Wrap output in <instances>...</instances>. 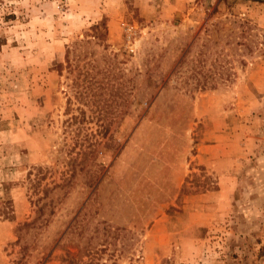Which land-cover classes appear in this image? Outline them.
<instances>
[{"label":"rangeland","instance_id":"374dc122","mask_svg":"<svg viewBox=\"0 0 264 264\" xmlns=\"http://www.w3.org/2000/svg\"><path fill=\"white\" fill-rule=\"evenodd\" d=\"M65 254L264 264V0H0V264Z\"/></svg>","mask_w":264,"mask_h":264},{"label":"trees","instance_id":"16d2710c","mask_svg":"<svg viewBox=\"0 0 264 264\" xmlns=\"http://www.w3.org/2000/svg\"><path fill=\"white\" fill-rule=\"evenodd\" d=\"M101 26L102 24L101 23H97V24H93L90 26L89 30L91 31V33H85V37H91V38H99L101 36V34L104 33L103 31V28L101 29ZM103 27V26H102ZM90 40L89 38H84L82 40H77V41H74L71 45L70 48H67L66 51H65V57L67 56L68 57V54H71V53H74L76 52V46H80L81 44H87L89 43ZM58 184H53V186L51 187H47V186H44L43 187V196H46L47 193L52 190V188H55L57 187ZM39 199V197L37 198ZM46 201L41 203L40 205L37 206V215L34 216L30 221L28 222H23L22 224H20L18 227H17V240L20 239V233L19 231L22 229V228H26L27 227V230L29 228H33V227H39V226H42L43 224H45L47 222V216H41V214L43 213V207L46 205ZM78 224L76 225V221L74 219L71 220V222L69 223L68 225V232L71 233V234H74L75 236L78 235V241L81 242V248L83 250H91V246H92V242L90 241V239L93 237L91 235L89 236H85L87 234H84L82 233V231L79 233L80 230H82V228H78ZM116 230H119L118 228H116ZM92 234V233H91ZM73 235V236H74ZM58 241H56V243L54 245H57ZM52 252V249H50L48 251V253L46 254V256L43 258V262H45L48 257L50 256ZM64 261L67 262V263H76L73 258V256H70L68 254H65L64 256ZM74 261V262H73ZM43 262H41L40 264H42Z\"/></svg>","mask_w":264,"mask_h":264}]
</instances>
